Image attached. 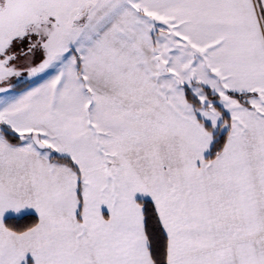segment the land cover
<instances>
[{
  "label": "snow or ice",
  "instance_id": "6c2138e0",
  "mask_svg": "<svg viewBox=\"0 0 264 264\" xmlns=\"http://www.w3.org/2000/svg\"><path fill=\"white\" fill-rule=\"evenodd\" d=\"M0 264H264V0H0Z\"/></svg>",
  "mask_w": 264,
  "mask_h": 264
}]
</instances>
